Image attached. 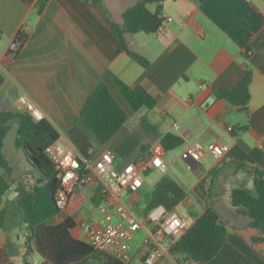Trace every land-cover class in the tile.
<instances>
[{
    "label": "crops",
    "instance_id": "obj_1",
    "mask_svg": "<svg viewBox=\"0 0 264 264\" xmlns=\"http://www.w3.org/2000/svg\"><path fill=\"white\" fill-rule=\"evenodd\" d=\"M37 1L0 0V112H20L18 98L25 96L58 132V141L79 159L93 161L109 150L118 170L142 158L165 135L183 142L171 150L174 158L164 157L166 172L151 170L149 173L158 172L157 180L149 181L145 176L135 194L110 188L108 197L102 198L100 186L92 184L86 188L88 202L72 196L61 214L38 228L40 245H47L48 228L69 221L66 244L70 252L75 254L77 249L72 242L90 248L88 226H96L102 210L114 214L115 204L120 202L141 217L155 183L169 174L187 192V199L190 190L200 204V213H188L190 225L209 206L227 229L216 257L198 264H264V242H252L259 236L258 230L249 227V219L237 209L221 202L223 192L247 189L253 183L254 169L264 172V148L259 144L264 135V0L161 1L165 21L156 34L124 35L126 49L145 58L149 62L146 68L120 49L111 27L116 24L122 28V13L139 0H97L98 4L49 0L40 15L35 8ZM234 24L248 31L250 38L232 41L227 32ZM18 35L22 44L11 54L9 47ZM246 70L251 74L250 99L242 111L219 99L217 93L233 89ZM107 71L130 87L144 88L155 98L156 106L130 111ZM100 81L128 114L127 122L104 145L84 128L80 115ZM195 143L203 148L211 144L228 147L229 152L215 160L204 150L187 182L172 171L171 163L181 161L176 152ZM3 149L9 171L0 168V177L8 184L0 201V212L4 213L0 264H24L29 257L34 264H48L33 245L26 256L28 231L16 203L18 189L31 191L46 179L21 149L9 157ZM100 202H104L102 210L96 208ZM144 238V231L136 234L130 264H143ZM187 260L168 253L157 264H185ZM82 264L117 263L95 254L84 257Z\"/></svg>",
    "mask_w": 264,
    "mask_h": 264
},
{
    "label": "trees",
    "instance_id": "obj_2",
    "mask_svg": "<svg viewBox=\"0 0 264 264\" xmlns=\"http://www.w3.org/2000/svg\"><path fill=\"white\" fill-rule=\"evenodd\" d=\"M48 1H37L35 6L37 14L40 15L44 11ZM80 1H91L98 4L97 0ZM194 1L202 3L204 0ZM152 5L155 6L154 10L150 9ZM122 21V28L116 24H111L112 32L118 40L120 49L140 66L146 68L149 62L145 58L126 49L124 35L156 34L165 21L162 15V4L157 0H139L122 13ZM227 35L232 41L250 38V33L236 24L230 26ZM107 75L133 113L142 108L152 110L156 106L155 98L141 86L130 87L119 80L111 71H107ZM250 82L251 74L246 70L244 77L233 89H221L217 93V97L244 111L250 99ZM80 115L84 128L91 132L102 145L106 144L128 120V114L112 95L104 81L96 84L87 97ZM13 120H16L18 124L15 139L16 148L25 153L27 159L46 179L43 185L35 186L31 191L24 188L18 189L16 203L28 231L24 244L26 256L31 251V245H33L40 258L48 264H82L84 257L94 256L95 253L91 248L76 242H72L73 245L77 246L75 254L70 252L66 244V240L69 238L68 231L71 228L69 221L48 228L46 230L47 245L41 246L39 243L38 228L59 215V209L55 202L59 181L56 178L53 164L44 153L46 146L58 142L59 134L45 119L34 122L26 112H0V168L6 172L9 171V166L2 149L9 131V123ZM160 144L165 150H174L180 147L183 142L179 137L168 134L161 138ZM149 172L151 170L148 169L145 176ZM7 190L8 184L0 177V201ZM186 199L187 192L178 183L167 176H162L155 183L143 214H148L158 205L164 206L167 211H173L182 205ZM230 203L240 214L249 219V227L258 230L259 236L252 238V242L263 243L264 172L254 169L253 191L234 188L230 193ZM3 214L0 212V227H3ZM226 237L225 225L219 221L216 212L207 206L203 214L170 246L168 253L173 258L182 255L198 263H207L216 257L224 245ZM79 252H82L81 256L76 255ZM24 264L29 263L25 260Z\"/></svg>",
    "mask_w": 264,
    "mask_h": 264
},
{
    "label": "built area",
    "instance_id": "obj_3",
    "mask_svg": "<svg viewBox=\"0 0 264 264\" xmlns=\"http://www.w3.org/2000/svg\"><path fill=\"white\" fill-rule=\"evenodd\" d=\"M22 40V36H19L11 43L9 47L11 54L19 49ZM18 110L26 112L34 122L43 119L41 111L25 96L18 98ZM173 128L177 129V125L174 124ZM259 144L264 148V135L260 138ZM204 150L215 160L222 159L229 152L228 147L211 144L203 148L199 143H195L182 150L179 159L184 162L186 169L191 171L200 161ZM44 153L53 164L59 181L55 195L59 214L66 209L74 195L78 196L81 202H88L90 197L86 193V188L92 184L100 186L102 198L108 197L110 188L135 194L142 188L148 169H155L164 174L167 170L164 157L169 155L174 158L171 150H165L160 143L149 148L142 158L121 170L114 167V157L109 150L101 152L93 161L79 159L72 150L58 141L46 146ZM103 205L104 202H100L96 208L102 210ZM92 225L90 223L88 226L89 246L92 251L107 256L119 264L131 263L132 242L139 231L145 233L141 247L142 263L157 264L164 257H168L170 246L190 226L185 218L180 217L174 210L167 211L162 205L154 207L146 215L137 217L130 207L120 202L115 204L114 214L102 210L96 226ZM185 264L198 262L188 258Z\"/></svg>",
    "mask_w": 264,
    "mask_h": 264
},
{
    "label": "rangeland",
    "instance_id": "obj_4",
    "mask_svg": "<svg viewBox=\"0 0 264 264\" xmlns=\"http://www.w3.org/2000/svg\"><path fill=\"white\" fill-rule=\"evenodd\" d=\"M17 128H18V124L16 120H13L9 123V131L7 133V136L5 138L4 141V154L9 157L14 155L18 149L15 146V139L17 136ZM177 154H179L180 152H176ZM171 169L174 173H176L179 176H183V178L188 182L191 180V178L189 177L192 173L191 171H188L186 169V166L184 164L183 161H179L176 164H172L171 163ZM158 172H154V173H149L148 174V178L149 181H155L158 178ZM31 176V174H30ZM168 177H170L172 180L176 181L175 179H173L171 177V175H167ZM177 183V182H176ZM249 184V183H248ZM247 189L253 191V183L251 182V184L246 186ZM203 197V196H202ZM221 202L223 204L224 207L229 208L231 206L230 203V194L223 192L221 195ZM200 204L197 201V198L192 194V192L190 190H188V199L186 200V202L182 205H179L177 208L174 209V211L180 216L186 219L187 223L190 225L191 223V218L188 216V213L190 211H193L194 213H200ZM95 217L94 216L92 218V222L95 221Z\"/></svg>",
    "mask_w": 264,
    "mask_h": 264
},
{
    "label": "water",
    "instance_id": "obj_5",
    "mask_svg": "<svg viewBox=\"0 0 264 264\" xmlns=\"http://www.w3.org/2000/svg\"><path fill=\"white\" fill-rule=\"evenodd\" d=\"M161 1H163V0H157V2H161ZM221 222V221H220ZM222 223V222H221ZM27 262L29 263V264H34V261H32V259L29 257L28 258V260H27Z\"/></svg>",
    "mask_w": 264,
    "mask_h": 264
}]
</instances>
